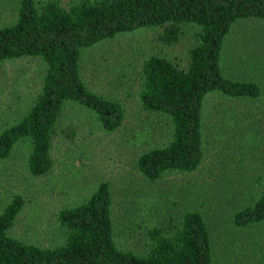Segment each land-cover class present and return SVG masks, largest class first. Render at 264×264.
Returning a JSON list of instances; mask_svg holds the SVG:
<instances>
[{"label": "rangeland", "instance_id": "obj_1", "mask_svg": "<svg viewBox=\"0 0 264 264\" xmlns=\"http://www.w3.org/2000/svg\"><path fill=\"white\" fill-rule=\"evenodd\" d=\"M58 1L37 0L38 6ZM17 0H0V26L15 20ZM160 29L120 34L82 52L84 84L118 102L122 125L105 132L95 117L68 103L62 109L51 141L52 166L41 177L26 169L30 140L18 142L9 158L0 159V212L14 195L24 206L9 234L24 242L49 247L60 241L57 213L83 202L96 185L108 183L113 200L115 240L122 249L140 252L144 233L153 226L174 233L184 212L205 219L215 264H264V221L247 228L232 224L233 213L259 195L264 166V57L262 24L237 22L222 50L223 75L252 81L257 98L210 95L204 101V159L193 173H167L150 182L136 169L141 153L165 144L171 132L167 117L144 110L138 93L141 68L160 56L185 69L196 28L184 26L177 43L157 40ZM45 65L38 58L8 60L0 66V132L16 123L40 92Z\"/></svg>", "mask_w": 264, "mask_h": 264}, {"label": "trees", "instance_id": "obj_2", "mask_svg": "<svg viewBox=\"0 0 264 264\" xmlns=\"http://www.w3.org/2000/svg\"><path fill=\"white\" fill-rule=\"evenodd\" d=\"M253 18L262 24L264 57V0H77L66 6L17 0L15 20L0 26V66L8 60L38 58L45 73L26 113L0 132V159L9 158L18 142L29 139L27 172L32 177L46 175L52 166L55 125L68 103L91 113L105 132L117 130L124 111L84 84L82 52L120 34L149 29H160L157 40L171 46L184 26H193L196 44L185 69L156 55L143 62L138 101L144 110L167 117L171 132L165 144L141 153L136 161L138 174L150 182L167 173H193L204 159L206 98L260 96L256 83L228 79L221 68L222 50L234 25ZM259 181L258 197L233 213L234 227L264 221V166ZM23 206L17 194L0 212V264H215L205 219L194 210L183 213L174 233L156 225L149 228L142 251L120 248L112 194L104 181L83 202L58 211L60 241L49 247L9 234Z\"/></svg>", "mask_w": 264, "mask_h": 264}]
</instances>
